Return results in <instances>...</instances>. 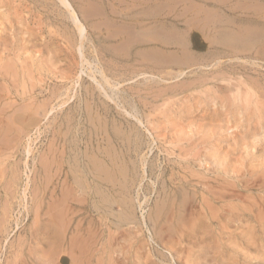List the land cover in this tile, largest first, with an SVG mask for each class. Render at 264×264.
I'll use <instances>...</instances> for the list:
<instances>
[{
  "label": "rangeland",
  "instance_id": "374dc122",
  "mask_svg": "<svg viewBox=\"0 0 264 264\" xmlns=\"http://www.w3.org/2000/svg\"><path fill=\"white\" fill-rule=\"evenodd\" d=\"M68 1L86 28L83 39L57 0H0V264H264V0ZM75 136L82 155L111 148L126 191L110 208L96 188V198H83V212L61 215L58 242L47 228L51 152L67 171ZM58 179L61 189L65 177Z\"/></svg>",
  "mask_w": 264,
  "mask_h": 264
},
{
  "label": "bare ground",
  "instance_id": "6f19581e",
  "mask_svg": "<svg viewBox=\"0 0 264 264\" xmlns=\"http://www.w3.org/2000/svg\"><path fill=\"white\" fill-rule=\"evenodd\" d=\"M38 1V0H37ZM40 1V0H39ZM44 1V0H43ZM59 3H60V5H61V7L62 8H64L68 13H69V18H70V20H71V22L73 23V25H74V27L77 29V32H78V36H80V38H82L83 39V37H84V35H85V33H86V28H85V26L83 25V23H82V21L80 20V19H82V18H79V16H78V14L76 13V11L74 10V8H73V6H72V3H70L68 0H57ZM42 2V1H41ZM56 2V1H55ZM184 2V1H183ZM188 2V1H187ZM190 2H192V1H190ZM40 3V2H39ZM39 3H38V5H39ZM44 2H42V4H43ZM179 3V2H178ZM177 3V4H178ZM181 3V2H180ZM37 4V3H36ZM46 4V3H45ZM54 4V3H53ZM176 4V5H177ZM47 5V4H46ZM51 5V4H50ZM49 5V6H50ZM54 6V5H53ZM91 6V5H90ZM192 6V5H191ZM198 6V5H197ZM48 7V6H47ZM94 7V6H93ZM98 7V6H97ZM190 7V6H189ZM195 7V6H194ZM89 9V8H88ZM192 9H193V6H192ZM191 9V10H192ZM187 10H190V9H187ZM65 11V12H66ZM185 12V11H184ZM244 12V11H243ZM9 13V12H8ZM11 13V12H10ZM9 13V14H10ZM46 13V12H45ZM67 13V14H68ZM114 13V12H113ZM6 14V13H5ZM91 14H92V12H91ZM90 14V15H91ZM167 14V13H166ZM53 15V14H52ZM93 15H95V14H93ZM116 15V14H115ZM182 15V14H181ZM185 15V14H184ZM249 15V14H248ZM61 16V15H60ZM66 17V16H65ZM195 17V16H194ZM225 17V16H224ZM238 17V16H237ZM251 17V16H250ZM56 18V17H55ZM209 18V17H208ZM6 19V18H5ZM8 20H9V18H7ZM6 19V20H7ZM67 20V19H66ZM238 20V19H237ZM236 20V21H237ZM62 21V20H61ZM192 21V20H191ZM223 21V20H222ZM235 21V20H234ZM240 21V20H239ZM244 21V20H243ZM3 22H5V21H3ZM12 21H10V23H11ZM68 22V21H67ZM107 22V21H106ZM213 22V21H212ZM69 23V22H68ZM238 23V22H237ZM242 23V22H241ZM7 24V23H6ZM223 24V23H222ZM240 24V23H239ZM249 24V23H248ZM250 24H252V20H251V23ZM191 25V24H190ZM195 25V24H194ZM102 26H104V25H102ZM205 26V25H204ZM260 26V25H259ZM5 27H7V26H5ZM73 27V28H74ZM113 27V26H112ZM218 27H219V25H218ZM227 27H228V25H227ZM241 27V26H240ZM70 28V27H69ZM124 28V27H123ZM118 29H119V27H118ZM127 29V28H126ZM133 29V28H132ZM234 29H236V28H234ZM74 30V29H73ZM117 30V29H116ZM242 31V30H241ZM202 32V31H201ZM222 32V31H221ZM228 32V31H227ZM252 32V31H251ZM214 33V32H213ZM31 34V33H30ZM64 34V33H63ZM117 34V33H116ZM139 34V33H138ZM157 34V33H156ZM219 34V33H218ZM228 34V33H227ZM253 34V33H252ZM255 34H256V32H255ZM1 35L2 34H0V37H1ZM4 35H6V32L4 33ZM4 35H3V37H4ZM160 35V34H159ZM220 35V38L222 39V37H221V33L219 34ZM135 36V35H134ZM86 37V36H85ZM113 37V36H112ZM133 37V36H132ZM140 37V36H139ZM241 37V36H240ZM253 37H254V35H253ZM98 38V37H97ZM109 38V37H108ZM136 38V37H135ZM218 38H219V36H218ZM246 38V37H245ZM6 39V38H5ZM31 39H33V38H31ZM145 39V38H144ZM237 39H239V38H236V40ZM1 40V39H0ZM16 40H18V39H16ZM64 40H65V38H64ZM98 40H99V38H98ZM131 40V39H130ZM219 40V39H218ZM228 40V39H227ZM234 40V39H233ZM241 40H242V38H241ZM246 40V39H245ZM244 40V41H245ZM2 41V40H1ZM5 41V40H4ZM31 41H33V40H31ZM104 41V40H103ZM126 41V40H125ZM129 41V40H128ZM143 41V40H142ZM153 41V40H152ZM243 41V42H244ZM82 43H83V41H81ZM2 43V42H1ZM134 43V42H133ZM148 43V42H147ZM237 43V42H236ZM18 44V43H17ZM23 44V43H22ZM194 44V43H193ZM228 44H230V43H228ZM11 45H13V44H11ZM24 45V44H23ZM123 45V44H122ZM126 45V44H125ZM132 45V44H131ZM185 45V44H184ZM238 45V44H237ZM22 46V45H21ZM20 46V47H21ZM29 46V45H28ZM27 46V47H28ZM31 46V45H30ZM29 46V47H30ZM136 46V45H135ZM194 46V45H193ZM240 46V45H239ZM243 46H245V45H243ZM51 47V46H50ZM198 47H200V46H198ZM10 48H12V47H10ZM22 48V47H21ZM25 48V47H24ZM47 48V47H46ZM82 48V50H83V46L81 47ZM113 48V47H112ZM122 48V47H121ZM183 48V47H182ZM25 49H27V48H25ZM123 49V48H122ZM9 50V49H8ZM23 50V49H22ZM117 50V49H116ZM187 50V49H186ZM49 51V50H48ZM21 52V51H20ZM24 52V51H23ZM79 53H80V51H78ZM117 52V51H116ZM189 52V51H188ZM229 52V51H228ZM248 52V51H247ZM25 53H27V52H25ZM56 53V52H55ZM126 53H128V52H126ZM125 53V54H126ZM138 53V52H137ZM143 53V52H142ZM197 53V52H196ZM238 53V52H237ZM11 54V53H10ZM19 54V53H18ZM20 54H23V53H20ZM19 54V55H20ZM51 54V53H50ZM58 53H56V55H57ZM80 54H82V53H80ZM116 54V53H115ZM120 54V53H119ZM139 54V53H138ZM165 54V53H164ZM176 54V53H175ZM249 54V53H248ZM83 55V54H82ZM113 55V54H112ZM141 55H143V54H141ZM185 55H188V54H185ZM185 55H184V58H185ZM190 55V54H189ZM238 55V54H237ZM193 56V55H192ZM191 56V57H192ZM239 56H241V54L239 55ZM247 56V55H246ZM264 56V55H263ZM4 57V56H3ZM32 57V56H31ZM142 57H144V56H142ZM147 57V56H146ZM189 57V56H188ZM190 57V58H191ZM259 57V56H258ZM257 57V58H258ZM57 58V57H56ZM133 58V57H132ZM148 58V57H147ZM151 58V57H150ZM176 58H177V56H176ZM183 58V59H184ZM263 58V57H262ZM15 59H16V57H15ZM125 59V58H124ZM149 59V58H148ZM166 59H168V58H166ZM165 58H164V60H166ZM22 60V59H21ZM172 60V59H171ZM170 60V61H171ZM181 60H182V58H181ZM188 60H189V58H188ZM188 60H186V58H185V61H187L188 62ZM261 60V59H260ZM264 60V59H263ZM27 61V60H26ZM25 61V62H26ZM33 61V60H32ZM51 61H52V59H51ZM50 61V62H51ZM123 61V60H122ZM192 61H194L193 60V58H192ZM17 62V61H16ZM24 62V63H25ZM92 62V61H91ZM159 62V61H158ZM186 62V63H187ZM8 63V62H7ZM7 63L5 64V65H7ZM35 63H37V61L35 62ZM142 63V62H141ZM162 63V62H161ZM171 63V62H170ZM180 63H182V62H180ZM179 63V64H180ZM185 63V62H184ZM14 64V63H13ZM19 64V63H18ZM174 64V63H173ZM176 64H178V63H176ZM188 64V63H187ZM4 65V66H5ZM10 65H11V63H10ZM26 65H28V64H26ZM25 65V66H26ZM29 65H30V63H29ZM33 65V64H32ZM3 66V65H2ZM3 66V67H4ZM19 66V65H18ZM22 66V65H21ZM181 66V65H180ZM12 66H10V68H11ZM35 67V66H34ZM92 67V66H91ZM25 68H29V66L28 67H25ZM24 68V69H25ZM40 68V67H39ZM9 69V65L7 66V70H6V68L4 69V70H6L5 72H4V74H6V72L7 71H9L8 70ZM34 69V68H33ZM1 70V69H0ZM10 70H12L11 71V74L13 73V68L12 69H10ZM28 70V69H27ZM93 70V69H92ZM29 71V73H30V70H28ZM15 72V71H14ZM28 73V75L27 76H31L30 74ZM32 73V72H31ZM91 73V72H90ZM20 74V73H19ZM180 74V73H179ZM16 75V74H15ZM95 75V74H94ZM7 76V75H6ZM82 76V75H81ZM92 76V75H91ZM102 76H104V75H102ZM101 76V77H102ZM179 76V75H178ZM15 78V77H14ZM28 78V77H27ZM78 78V77H77ZM91 78V77H90ZM93 78V77H92ZM4 79V78H3ZM107 79V78H106ZM11 80H12V78H11ZM10 80V81H11ZM30 80V79H29ZM78 80V79H77ZM77 80H76V82H77ZM109 80V79H108ZM17 81V80H16ZM22 81H23V79H22ZM94 81L96 82V80L94 79ZM4 82V81H3ZM27 82V81H26ZM29 82V81H28ZM31 82V81H30ZM38 82V81H37ZM37 82L35 83V84H37ZM98 82H100V81H98ZM106 82H108V81H106ZM6 83V82H5ZM4 83V84H5ZM13 83H16V82H12V84ZM40 83V82H39ZM80 83V82H79ZM92 83V82H91ZM85 84V83H84ZM101 84V83H100ZM106 84V83H105ZM7 85H8V83H7ZM27 86H28V84H26ZM76 85H78V84H76ZM94 85V84H93ZM96 85H98V84H96ZM108 85V83L106 84V86ZM191 85V84H190ZM9 86V85H8ZM36 86V85H35ZM71 86V85H70ZM75 86V85H74ZM98 86H100V85H98ZM103 86H105L104 84H103ZM109 86V85H108ZM107 86V87H108ZM111 86V85H110ZM109 86V87H110ZM37 87V86H36ZM73 87V86H72ZM82 87V86H81ZM97 87V86H96ZM114 87V86H113ZM4 88V87H3ZM23 88V87H22ZM38 88V87H37ZM36 88V89H37ZM54 88V87H53ZM77 88V87H76ZM93 88V87H92ZM12 89V88H11ZM11 89H10V93H11ZM26 89H28V88H26ZM71 89V88H70ZM98 89H99V87H98ZM7 90V89H6ZM8 90H9V87H8ZM32 90V89H31ZM66 90V89H65ZM107 90V89H106ZM54 91V90H53ZM52 91V92H53ZM76 90H74V92H75ZM111 91H112V88H111ZM8 92V91H7ZM19 92V91H18ZM28 92V91H27ZM33 92V91H32ZM35 92V91H34ZM68 92V91H67ZM69 92H71V90L69 91ZM68 92V93H69ZM78 92V91H77ZM95 92V91H94ZM93 92V93H94ZM98 92V91H97ZM99 92L101 93V91L99 90ZM103 92V91H102ZM113 92H115V91H113ZM54 93V92H53ZM109 93V92H108ZM107 93V94H108ZM112 93V92H111ZM0 94H2V93H0ZM61 94H62V92H61ZM72 94V93H71ZM70 94V95H71ZM74 94V93H73ZM87 94V93H86ZM102 94V93H101ZM106 93H105V95H107ZM114 94V93H113ZM16 95V94H15ZM32 95V94H31ZM34 95V94H33ZM39 95V94H38ZM38 95H35V96H38ZM43 95V94H42ZM45 95V94H44ZM53 95V94H52ZM65 95V94H64ZM68 95V94H67ZM66 95V96H67ZM94 95H95V93H94ZM104 95V94H103ZM8 96H9V94H8ZM63 96V95H62ZM74 96V95H73ZM102 96V95H101ZM110 96H111V94H110ZM109 96V97H110ZM52 97V96H51ZM55 97V96H54ZM75 97V96H74ZM85 97V96H84ZM95 97V96H94ZM107 97V96H106ZM20 98V97H19ZM21 98H23V97H21ZM27 98V97H26ZM82 98V97H81ZM92 98V97H91ZM102 99L104 98L105 99V97H101ZM112 98H114V97H112ZM118 98V97H117ZM117 98H116V100H117ZM124 98H125V96H124ZM59 99V98H58ZM100 99V98H99ZM110 99V98H109ZM127 99V98H126ZM126 99L125 100H122V101H126ZM12 100V99H11ZM19 100V99H18ZM27 100V99H26ZM29 100V99H28ZM37 100V99H36ZM78 100H80V98L78 99ZM108 100V99H107ZM106 100V101H107ZM113 100V99H112ZM121 100V99H120ZM22 101H25V100H23L22 99ZM58 101V100H57ZM56 101V102H57ZM72 101V100H71ZM122 101H121V103H122ZM129 101V100H128ZM94 102V101H93ZM115 102V101H114ZM113 102V103H114ZM18 103V102H17ZM64 103V102H63ZM62 103V104H63ZM70 103V102H69ZM85 103V102H84ZM87 103V102H86ZM90 103V102H89ZM128 103V102H127ZM130 103V102H129ZM11 104V103H10ZM13 104L14 103H12V105L11 106H13ZM19 104V103H18ZM21 104V103H20ZM55 104V103H54ZM59 104V103H58ZM65 104H67V102L65 103ZM64 104V105H65ZM6 105V104H5ZM4 105V106H5ZM15 105V104H14ZM42 105V104H41ZM80 105V104H79ZM101 105H103V104H101ZM105 105V104H104ZM109 105H110V103H109ZM115 105V104H114ZM123 105V104H122ZM130 105V104H129ZM128 105V106H129ZM20 106V105H19ZM25 106V105H24ZM34 106V105H33ZM38 106V105H37ZM45 106V109L47 110V107H46V105H44ZM48 106H49V104H48ZM56 106V105H55ZM61 106V105H60ZM82 106V105H81ZM89 106V105H88ZM92 106V105H91ZM118 106H120V105H118ZM132 106V105H131ZM8 107V106H7ZM6 106L4 107V109H5V111H7V110H9V108L12 110V108L9 106V108L8 109H6L7 108ZM18 107V106H17ZM32 107V106H31ZM43 107V106H42ZM52 108H53V106H51ZM97 107V106H96ZM100 107V106H99ZM22 108H23V110H22ZM33 108V107H32ZM35 108H37L38 109V107H35ZM61 108V107H60ZM82 108V107H81ZM80 108V109H81ZM88 108V107H87ZM106 108V107H105ZM109 108V107H108ZM122 108V107H121ZM124 108H125V106H124ZM2 109V113H3V107L1 108ZM20 109H21V111L23 112V111H26V109L24 110V107H20ZM55 109V108H54ZM54 109H53V111H54ZM101 109V108H100ZM110 109V108H109ZM116 109V108H115ZM114 109V110H115ZM119 109V108H118ZM126 109V108H125ZM136 109V108H135ZM14 110V109H13ZM18 109H16V111H17ZM28 110V109H27ZM30 110V109H29ZM52 110V109H51ZM82 110V109H81ZM134 110V109H133ZM1 111V110H0ZM20 111V110H19ZM20 111V112H21ZM38 111V110H37ZM58 111V110H57ZM93 111V110H92ZM99 111V110H98ZM121 111V110H120ZM135 111H138L137 109L135 110ZM20 112H15L14 111V113L16 114V113H20ZM29 112V111H28ZM50 112V111H49ZM76 112V111H75ZM91 112V111H90ZM125 112V111H124ZM128 112H131V111H128ZM126 113V114H129V113ZM24 113V112H23ZM35 113V112H34ZM46 113H47V111H46ZM50 113H52V112H50ZM49 113V114H50ZM81 113V112H80ZM92 113V112H91ZM121 113V112H120ZM26 114H27V111H26ZM48 114V115H49ZM135 114V113H134ZM134 114H133V116H134ZM25 115V114H24ZM47 115V116H48ZM56 115H58V114H56ZM114 115V114H113ZM123 116H124V118H125V115L124 114H122ZM137 115V114H136ZM2 116V115H1ZM13 116V115H12ZM29 116L30 115H28V118H29ZM34 116H36L37 117V115H34ZM99 116V115H98ZM121 116V115H120ZM130 116H132L131 114H130ZM132 116V117H133ZM9 117H11V116H8V118ZM41 117V116H40ZM54 117V116H53ZM135 117V116H134ZM138 117V116H137ZM2 118V117H1ZM39 118V117H38ZM60 118V117H59ZM115 118V116L113 117V119ZM118 118V117H117ZM6 119V118H5ZM46 119H47V117H46ZM45 119V120H46ZM70 119V118H69ZM84 119H86V118H84ZM112 119V118H111ZM129 119V118H128ZM6 120H8V119H6ZM10 120V119H9ZM21 120V119H20ZM22 120H24V118L22 119ZM21 120V121H22ZM74 120H75V118H74ZM83 120V119H82ZM96 120H97V118H96ZM139 120H141L140 118H139ZM41 121H42V119H41ZM63 121V120H62ZM66 121V120H65ZM76 121V120H75ZM81 121V118L79 119V122ZM108 121H109V119H108ZM131 121V120H130ZM138 121V120H137ZM11 121H9V123H10ZM18 122V121H17ZM74 122V121H73ZM79 122H78V124H79ZM98 122V121H97ZM99 122H101V121H99ZM113 122H114V120H113ZM115 122H116V120H115ZM129 122V121H128ZM138 122H140V121H138ZM141 122H143V121H141ZM140 122V123H141ZM3 123V122H2ZM22 123H24V122H22ZM75 123H77V122H75ZM124 122H122V124H123ZM21 124V123H20ZM51 124V123H50ZM49 124V125H50ZM57 124V123H56ZM68 124V123H67ZM70 124H72V122L70 123ZM84 124V123H83ZM109 124H110V122H109ZM121 124V127L123 126ZM134 124V123H133ZM116 125V124H115ZM142 125V124H141ZM3 126H4V123H3ZM2 126V127H3ZM15 126V125H14ZM41 126V125H40ZM99 126V125H98ZM109 126V125H108ZM137 126V125H136ZM8 127H11L10 128V130L12 129V126H9L8 125ZM63 127V126H62ZM80 127V126H79ZM112 127V126H111ZM82 128V127H81ZM87 128V127H86ZM3 129V128H2ZM22 129V128H21ZM29 129H31V128H29ZM38 129V128H37ZM73 129V128H72ZM85 129V128H84ZM94 129H95V127H94ZM106 130H107V128H105ZM20 130V129H19ZM18 130V131H19ZM39 130V129H38ZM91 130V129H90ZM120 130V129H119ZM136 130H139V128L138 129H136ZM35 131V130H34ZM51 131V130H50ZM96 131H97V129H96ZM117 131V130H116ZM133 131H135V130H133ZM7 132V131H6ZM30 132H32V130L30 131ZM72 132V131H71ZM79 132V131H78ZM91 132H92V130H91ZM101 132V131H100ZM122 132V131H121ZM140 132V131H139ZM10 133H14V131H12V132H10ZM26 133H28L27 131H26ZM39 133V132H38ZM98 133V132H97ZM109 133H111V132H109ZM8 134L9 133H6V135L8 136ZM24 134H25V132H24ZM59 134V133H58ZM77 134V133H76ZM4 135V134H3ZM10 135V134H9ZM16 135V134H15ZM14 135V136H15ZM18 135V134H17ZM39 135V134H38ZM60 135V134H59ZM78 135V134H77ZM87 135V134H86ZM91 135H93V133L91 134ZM96 136H97V134H95ZM109 135H111V134H109ZM153 135V134H152ZM13 136V137H14ZM30 136H31V134H30ZM80 136H82V134L80 135ZM85 136V135H84ZM133 136V135H132ZM9 137V136H8ZM24 137V136H23ZM72 137V136H71ZM136 137V136H135ZM141 137V136H140ZM5 137H2V139L0 140V141H2V142H4V146H5V139H4ZM29 137H27V139H28ZM68 138H69V135H68ZM75 138H76V136H75ZM74 138V139H75ZM90 138H92V136L90 137ZM107 138V137H106ZM142 138V137H141ZM23 139V138H22ZM26 139V140H27ZM30 139V138H29ZM86 139V138H85ZM108 139V138H107ZM134 139V138H133ZM136 139V138H135ZM144 139V138H143ZM30 140H32V139H30ZM58 142H61L62 141V139L61 138H58V139H56ZM65 140H66V138H65ZM64 140V141H65ZM92 140V139H91ZM130 140H131V138H130ZM140 140V139H139ZM139 140H138V142H139ZM34 141V140H33ZM53 141V140H52ZM70 141V140H69ZM82 141V140H81ZM103 141V140H102ZM134 141V140H133ZM143 141H145V140H143ZM1 142V143H2ZM10 142L11 141H8V140H6V143L7 144H9L10 145ZM13 142V141H12ZM11 142V143H12ZM21 142V141H20ZM24 142H25V140H24ZM30 142V141H29ZM88 142V141H87ZM90 142V141H89ZM106 142H107V140H106ZM124 142V141H123ZM135 142V141H134ZM17 143V142H16ZM16 143H13V144H16ZM26 143H27V141H26ZM57 143V142H56ZM55 143V144H56ZM69 143V142H68ZM74 146L72 147V150L70 149V151L71 152H73V158H71L70 160L71 161H73V165H71V167H70V165H69V169L66 171V166L63 164V163H59V160H58V158H60V156L58 155V153H57V150H53L51 153H52V157H53V161H52V170L50 169V171H52V174H51V176H52V182L51 183H53V190H52V195H53V197H54V199H53V202H52V210H51V213H50V216H49V223H48V225H47V228H48V230H49V232L54 236V238H55V240L56 241H58L59 242V240H60V235H59V233H60V230H61V225L62 226H64V224L62 223V221H63V219L61 218V215H63V216H66L67 218H70V217H68V215L70 214V212H71V209L73 208V209H76V210H78V212L80 213V211L81 210H84V209H86L84 206H82V201L86 198V197H88V198H96L97 197V190H96V188H98V187H101L100 188V193H99V196H100V198H101V204H102V207L104 206V204H107L108 205V207H110L111 208V205L112 204H114V202H112L111 200H113L112 198H113V196L114 197H116L115 196V194H119L121 197H124L125 196V189H123V187H124V185L123 186H121V184H120V186L119 185H117V183L119 182V174L121 175V176H124V175H122L121 173H123L122 171H121V173H118V162L115 160V158L113 157V156H115V155H113V153L111 152V148L109 149V151H102V150H100V149H98V150H96V149H94L95 147H93L92 149H93V151H92V156L91 157H88L87 155H82V151H80V148H81V145L79 144L80 142H79V140H78V138H76L75 140H74ZM72 143V144H73ZM103 143V142H102ZM109 143H111V142H109ZM141 143V142H140ZM3 144V143H2ZM1 144V145H2ZM21 144V143H20ZM28 144H30V143H28ZM31 144H33V143H31ZM54 144V145H55ZM119 144V143H118ZM136 144V143H135ZM99 145V144H98ZM109 145H111V144H109ZM113 145H114V143H113ZM143 145H144V143H143ZM3 146V145H2ZM18 146H19V144H18ZM64 146V145H63ZM119 146V145H118ZM121 146V145H120ZM136 146V145H135ZM151 146V145H150ZM11 147V146H10ZM20 147H21V145H20ZM23 147H24V145H23ZM98 147V146H97ZM112 147V146H111ZM114 148H115V146H113ZM112 147V148H113ZM125 147V146H124ZM139 148L141 147L140 145L138 146ZM5 148V147H4ZM17 148V147H16ZM28 149L30 148V147H27ZM59 148V147H58ZM65 148H66V145H65ZM68 148V147H67ZM129 148V147H128ZM144 148V147H143ZM1 149V148H0ZM6 149H8V151H9V149L10 148H6ZM136 149V148H135ZM25 150V149H24ZM82 150V149H81ZM105 150V149H104ZM116 150V152H117V148L115 149ZM134 150V149H133ZM144 150V149H143ZM14 151V150H13ZM59 152V151H58ZM131 152V151H130ZM135 152H137V151H135ZM139 152H142V150L140 151V149H139ZM12 153V152H11ZM28 153L30 154V151L28 150ZM32 153V152H31ZM64 153H66V149H64ZM63 153V154H64ZM123 153V152H122ZM121 153V154H122ZM84 154H85V152H84ZM91 154V153H90ZM119 154V153H118ZM120 154V155H121ZM142 154V153H141ZM118 156V155H117ZM133 156V155H132ZM85 157H87V159H88V161H86L85 160ZM137 157V156H136ZM6 158V157H5ZM34 158H35V155H34ZM46 158V157H45ZM62 158H64V155H62ZM118 158H120V157H118ZM133 158H135V156L133 157ZM137 158H139V157H137ZM144 158V157H143ZM36 159V158H35ZM68 159V158H67ZM145 159V158H144ZM8 160V159H7ZM119 160V159H118ZM125 160V159H124ZM33 161V160H32ZM45 161H47V160H45ZM70 161V162H71ZM86 161V162H85ZM134 161V160H133ZM42 162H43V160H42ZM69 162V163H70ZM137 162V161H136ZM142 162V161H141ZM1 163H3V162H1ZM1 163H0V165H1ZM26 163V162H25ZM120 163H121V161H120ZM135 163V162H134ZM40 164V163H39ZM27 165V164H26ZM34 165H35V162H34ZM41 165H42V163H41ZM143 165H144V163H143ZM15 166V165H14ZM36 166V165H35ZM34 166V167H35ZM43 166V165H42ZM140 166V165H139ZM156 166V165H155ZM3 167V166H2ZM5 167V166H4ZM7 167H8V165H7ZM37 167V166H36ZM122 167V166H121ZM152 167V166H151ZM137 168H140V167H137ZM1 170L3 169V168H0ZM13 169V168H12ZM25 169H26V167H25ZM38 169V168H37ZM135 169H136V166H135ZM128 170V169H127ZM6 171H7V168H6ZM5 170L3 171V175H5L6 176V174H4L5 172H6ZM41 171V170H40ZM129 171V170H128ZM136 171V170H135ZM139 171V170H138ZM156 171V170H155ZM36 172H38V171H36ZM47 172V171H46ZM127 172V171H126ZM151 172H154L153 170L151 171ZM7 173V172H6ZM139 173V172H138ZM129 174V173H128ZM135 174V173H134ZM152 174V173H151ZM3 175H1V176H3ZM37 175V174H36ZM48 175V174H47ZM59 176H64L65 177V179H64V181L62 182V187H61V189H59V187L57 186V184H56V180L58 179V177ZM139 176H140V174H139ZM139 176H138V178H139ZM161 176V175H160ZM188 176V175H187ZM37 177V176H36ZM143 178V177H142ZM164 178V177H163ZM1 179H3V178H1ZM29 179V178H28ZM119 179V180H118ZM125 179H126V176H125ZM136 179H137V175H136ZM141 179V178H140ZM165 179V178H164ZM171 179V178H170ZM178 179H179V177H178ZM7 180H9V179H7ZM12 180V179H11ZM40 180H41V178H40ZM59 180V179H58ZM124 180V179H123ZM19 181V180H18ZM137 181V180H136ZM139 181V180H138ZM141 181H142V179H141ZM3 182V181H2ZM10 182V181H9ZM43 183H44V181H42ZM127 182H129V181H127ZM166 182V181H165ZM85 183L87 184V185H85ZM130 183V182H129ZM133 183V182H132ZM172 183V182H171ZM41 184V183H40ZM90 184H93V188L92 189H90L89 187H92V185H90ZM119 184V183H118ZM127 184V183H126ZM181 184V183H180ZM185 184V183H184ZM192 184V186H193V183H191ZM195 184V183H194ZM21 185V184H20ZM52 185V184H51ZM166 185V184H165ZM24 186V185H23ZM41 186V185H40ZM141 186V185H140ZM143 186V185H142ZM179 186V185H178ZM20 187V186H19ZM30 187V186H29ZM28 187V188H29ZM42 187V186H41ZM50 187V186H49ZM48 187V188H49ZM105 189H104V188ZM135 187V186H134ZM21 188V187H20ZM137 188V187H136ZM139 188V187H138ZM141 188V187H140ZM145 188V187H144ZM181 188V187H180ZM7 189H8V187H7ZM87 189H88V191L89 190H93V192L91 191V192H87ZM132 189V188H131ZM24 190V189H23ZM29 190V189H28ZM133 190H134V188H133ZM176 190V189H175ZM11 191V190H10ZM9 191V192H10ZM18 191V190H17ZM144 191H145V189H144ZM4 192V191H3ZM26 192H27V190H26ZM130 192V191H129ZM135 192V191H134ZM147 192V191H146ZM39 193V192H38ZM143 193V192H142ZM39 194H41V193H39ZM131 194V193H130ZM129 194V195H130ZM134 194V193H133ZM140 194V193H139ZM1 195V194H0ZM19 195H21V194H19ZM22 195H23V191H22ZM27 195V194H26ZM158 195V194H157ZM2 196V195H1ZM33 196V195H32ZM44 196V195H43ZM46 196V195H45ZM140 196V195H139ZM144 196V195H143ZM169 196V195H168ZM36 197H37V195H36ZM35 197V198H36ZM42 197V196H41ZM132 197H134V196H132ZM142 197V196H141ZM190 197V196H189ZM196 197H198V196H196ZM17 198V197H16ZM23 198H25V196H23ZM27 198V197H26ZM84 198V199H83ZM131 198V197H130ZM169 198V197H168ZM206 198V197H205ZM1 199H3V198H1ZM18 199V198H17ZM38 199H40V198H38ZM116 199V198H115ZM127 199V198H126ZM135 199V198H134ZM142 199V198H141ZM147 199V198H146ZM22 200V199H21ZM33 200V199H32ZM119 200V199H118ZM140 200V199H139ZM163 200V199H162ZM191 200V199H190ZM196 200V199H195ZM9 201H10V198H9ZM18 201V200H17ZM93 201H95V200H93ZM99 201V200H98ZM158 201H159V199H158ZM158 201H157V203H158ZM187 201V200H186ZM89 202V201H88ZM120 202V201H119ZM135 202V201H134ZM160 202V201H159ZM175 202V201H174ZM188 202V201H187ZM198 202V201H197ZM11 203H12V201H11ZM24 203V202H23ZM22 203V204H23ZM34 203V202H33ZM45 203H46V201H45ZM111 203V204H110ZM192 203V202H191ZM200 203V202H199ZM2 204V203H1ZM6 204H7V202H6ZM122 204L123 205H126L127 204V202H122ZM134 204H136V203H134ZM138 204V203H137ZM162 204V203H161ZM188 204V203H187ZM198 204V203H197ZM208 204H209V202H208ZM211 204V203H210ZM258 204V203H257ZM24 205V204H23ZM22 205V206H23ZM41 205V204H40ZM45 205V204H44ZM88 205V204H87ZM94 205H96L95 203H94ZM106 205V206H107ZM183 205H185V203H183ZM190 205H192V204H190ZM189 205V206H190ZM206 205V204H205ZM27 206V205H26ZM46 206V205H45ZM117 206V205H116ZM129 206V205H128ZM156 206V205H155ZM162 206H165L164 204H162L161 205V207ZM175 206V205H174ZM28 207V206H27ZM35 207V206H34ZM33 207V208H34ZM42 207H44V206H42ZM124 207V206H123ZM136 207V206H135ZM210 207H211V205H210ZM214 207H216V206H214ZM45 208V207H44ZM43 208V209H44ZM58 208V209H57ZM141 208V207H140ZM165 208H166V206H165ZM179 208V207H178ZM190 208H191V206H190ZM211 208H213V207H211ZM217 208V207H216ZM215 208V209H216ZM2 209V208H1ZM15 209V208H14ZM28 209V208H27ZM41 209V208H40ZM113 209V208H112ZM115 209V208H114ZM144 209V208H143ZM163 208H161V210H162ZM173 209V208H172ZM197 209V208H196ZM200 209H202V208H200ZM204 209V208H203ZM9 210V209H8ZM91 210V209H90ZM130 207H126V211H129L130 212ZM164 210V209H163ZM174 210V209H173ZM176 210V209H175ZM198 210V209H197ZM40 211L42 212V210H39V214H40ZM49 211V210H48ZM73 211V210H72ZM95 211H96V209H95ZM119 211V210H118ZM136 211V210H135ZM172 211V210H171ZM191 211V210H190ZM195 211V210H194ZM201 211H203V210H201ZM27 212V211H26ZM81 212H83V211H81ZM160 212V210L157 212V213H159ZM164 212V211H163ZM186 212H187V210H186ZM204 212V211H203ZM215 212V211H214ZM217 212H219V211H217ZM216 212V213H217ZM260 212V211H259ZM262 213H263V211H261ZM29 213V212H28ZM86 213V212H85ZM98 213V212H97ZM161 213H162V211H161ZM198 213V212H197ZM210 213V212H209ZM115 214V213H114ZM175 214V213H174ZM174 214H173V212L171 213V217L172 218H174ZM187 215H188V212L186 213ZM205 214V213H204ZM208 214V213H207ZM11 215H12V211H11ZM49 215V214H48ZM111 215H112V212H111ZM160 215V214H159ZM158 215V216H159ZM195 215V214H194ZM200 215L202 216V214L200 213ZM200 215L198 214V217H200ZM46 216V215H45ZM70 216V215H69ZM116 216V215H115ZM128 216V215H127ZM135 216V215H134ZM168 216V215H167ZM179 216V215H178ZM263 215H260V220H261V217H262ZM5 217V216H4ZM34 217H35V215H34ZM40 217V216H39ZM47 217V216H46ZM99 217V216H98ZM130 217V216H129ZM137 217V216H136ZM149 217V216H148ZM186 217V219H187V216H185ZM195 217V216H194ZM206 217V216H205ZM216 217H217V214H216ZM0 218H1V216H0ZM6 218V217H5ZM12 218V217H11ZM73 218V217H72ZM109 218V217H108ZM165 218H166V216H165ZM189 218H190V215H189ZM41 219V218H40ZM61 219H62V221H61ZM75 219V218H74ZM139 219V218H138ZM144 219V218H143ZM180 219H183V218H180ZM186 219H183V221L185 222L184 224H186L187 225V228H188V224L190 225V223L188 222V223H186ZM216 219V218H215ZM214 219V220H215ZM43 220V219H42ZM70 220H71V218H70ZM85 220V219H84ZM167 220V219H166ZM195 220H197L196 219V217H195ZM3 221V220H2ZM64 221H66V220H64ZM73 221V220H72ZM105 220H103V222H104ZM139 221V220H138ZM159 221V220H158ZM158 221H157V224H158ZM170 221H172V219L170 220ZM16 222V221H15ZM74 222V221H73ZM127 222V221H126ZM173 222H174V220H173ZM213 222H215V221H213ZM43 223V222H42ZM114 223V222H113ZM130 223V222H129ZM217 223V222H216ZM5 224V223H4ZM18 224V223H17ZM81 224V223H80ZM108 224V223H107ZM133 224V223H132ZM140 224H141V222H140ZM155 224V223H154ZM167 224V223H166ZM193 223L191 222V225H192ZM6 225V224H5ZM8 225V224H7ZM34 225V224H33ZM69 225V224H68ZM72 225V224H71ZM91 225H92V223H91ZM115 225V224H114ZM137 225H138V223H137ZM146 225V224H145ZM161 225V224H160ZM169 224H167V226H168ZM186 225H185V228H186ZM191 225L189 226V227H191ZM118 225H116V227H117ZM163 226V225H162ZM165 226V225H164ZM2 227V226H1ZM36 227V226H35ZM41 227H42V225H41ZM71 226H69V228H70ZM79 227V226H78ZM174 227V226H173ZM172 227V228H173ZM193 227V226H192ZM191 227V228H192ZM203 227V226H202ZM29 228H31V227H29ZM143 228V227H142ZM147 228V227H146ZM171 228V229H172ZM190 228V229H191ZM194 228H195V226H194ZM216 228V227H215ZM64 229V228H63ZM163 229V227L161 228V230H159V232L160 231H163L162 230ZM166 229V226H165V228H164V230ZM189 229V228H188ZM189 229V230H190ZM221 229V228H220ZM226 229V228H225ZM69 230V229H68ZM88 230V229H87ZM167 230V229H166ZM176 230V229H175ZM180 230H181V225H180ZM3 231H4V229H3ZM2 231V232H3ZM114 231V230H113ZM5 232V231H4ZM46 232V231H45ZM66 232H67V230H66ZM158 232V234H160ZM173 232V231H172ZM179 232V231H178ZM7 233V232H6ZM5 233V234H6ZM31 233V232H30ZM49 233V234H50ZM89 234V233H88ZM174 234V233H173ZM4 235V234H3ZM33 235V234H32ZM31 235V236H32ZM121 235V234H120ZM166 235V234H165ZM208 235H209V233H208ZM211 235V234H210ZM72 236H74V234H72ZM76 236H78V234L76 235ZM89 236V235H88ZM94 236V234L93 235H91L90 236V239L91 240H93V238H91V237H93ZM167 236V235H166ZM171 237L172 239H174V236H176V233H175V235H172L171 234V231H170V234H168V237ZM65 237H66V235H65ZM79 237V236H78ZM81 237V236H80ZM180 237V236H179ZM181 237H183L182 235H181ZM50 238V237H49ZM72 238V237H71ZM171 238H170V240H171ZM176 238H177V236H176ZM40 239V238H39ZM51 239V238H50ZM85 239V238H84ZM87 239V238H86ZM89 239V238H88ZM87 239V240H88ZM90 239H89V241H90ZM156 239H157V237H156ZM165 239H167L166 237H165ZM178 239V238H177ZM197 239V238H196ZM78 239H74V242L75 241H77ZM81 239H79V241H80ZM87 240L85 241V242H87ZM39 241V240H38ZM79 241H77V244H75L77 247H78V245H80V242ZM84 241V240H83ZM157 241V240H156ZM161 241H165L164 240V237H163V239L161 240ZM47 242V241H46ZM79 242V243H78ZM179 242V241H178ZM219 242V241H218ZM52 244H55V243H52ZM83 244L84 245H89L88 244V242L85 244L84 242H83ZM163 244V243H162ZM161 244V245H162ZM169 244V243H168ZM72 245H73V242H72ZM75 245L73 246V249L75 248ZM46 246V245H45ZM48 246V245H47ZM81 246V245H80ZM91 246V245H90ZM55 247H57V246H55ZM67 247V246H66ZM206 247V246H205ZM81 248V250L82 251H84L83 249H85L86 248V246L85 247H80ZM80 248H79V250H80ZM169 248V247H168ZM47 249V248H46ZM51 249V248H50ZM56 249V248H55ZM92 249V248H91ZM178 249V248H177ZM53 250V249H52ZM74 250H76V248L74 249ZM73 250V251H74ZM86 250H87V248H86ZM172 250V249H171ZM183 250V249H182ZM41 251V250H40ZM47 251V250H46ZM58 251V250H57ZM64 251V250H63ZM170 251V250H169ZM53 252V251H52ZM59 252V251H58ZM79 252V251H78ZM81 252V251H80ZM87 252V251H86ZM176 252V251H175ZM37 253V252H36ZM45 253V252H44ZM47 253V252H46ZM49 253H50V251H49ZM70 253L72 254V252L70 251ZM89 253H90V251H89ZM184 253V252H183ZM84 254H86L87 255V253H84ZM170 254V253H169ZM45 255V254H44ZM49 255V254H48ZM47 255V256H48ZM66 255H67V253H66ZM73 255V254H72ZM90 255V254H89ZM154 255V254H153ZM70 256V255H69ZM82 256V255H81ZM165 256V255H164ZM171 256V255H170ZM71 257V256H70ZM75 257V256H74ZM46 258V257H45ZM48 258V257H47ZM76 258V257H75ZM64 259H66V258H64ZM87 259H89V258H87ZM86 259V260H87ZM164 259H166L165 257H164ZM173 259V258H172ZM41 260H43V259H41ZM59 260V259H58ZM72 260H74V258L72 259ZM183 260V259H182ZM185 260V259H184ZM184 260H183V262H184ZM65 261V260H64ZM68 261V260H67ZM67 261H66V263H67ZM87 262V261H86ZM88 262H89V260H88ZM105 262V261H104ZM74 264H76V262H73ZM36 264V263H35ZM39 264V263H38ZM46 264V263H45ZM48 264V263H47ZM55 264H56V262H55ZM81 264V263H80Z\"/></svg>",
  "mask_w": 264,
  "mask_h": 264
}]
</instances>
